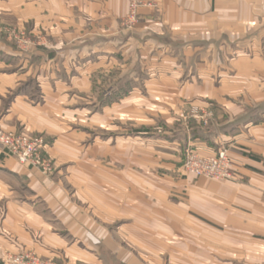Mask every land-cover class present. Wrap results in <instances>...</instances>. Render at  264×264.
<instances>
[{
    "label": "crops",
    "instance_id": "0c3cea01",
    "mask_svg": "<svg viewBox=\"0 0 264 264\" xmlns=\"http://www.w3.org/2000/svg\"><path fill=\"white\" fill-rule=\"evenodd\" d=\"M128 13L129 0H21L29 45L0 29V128L43 138L50 164L47 173L23 166L0 146V264L21 252L72 264H138L111 226L127 210L157 212L158 203L136 185L127 193L126 164L134 163L139 179L143 159L127 154L125 135L109 132L125 130L111 126V116L136 114L141 98L215 106L210 126L161 120L168 150L162 157L155 150L160 170L172 174L188 143L203 157L225 144L264 190V0H145L132 30L123 28ZM187 182L181 187L189 192ZM193 192L220 218L229 216L233 235L252 222L264 228L253 187L198 182ZM160 206L167 226L175 216L189 226L184 202ZM129 234L141 237L140 229Z\"/></svg>",
    "mask_w": 264,
    "mask_h": 264
},
{
    "label": "rangeland",
    "instance_id": "374dc122",
    "mask_svg": "<svg viewBox=\"0 0 264 264\" xmlns=\"http://www.w3.org/2000/svg\"><path fill=\"white\" fill-rule=\"evenodd\" d=\"M123 28L125 30L133 29H129L125 25ZM0 29L7 35H11L12 38L18 36L23 41H30L28 36L22 34L25 31L22 29L21 0H0ZM219 85L216 84V87ZM245 90L247 92V89ZM141 99L143 106L136 111V114L127 113L125 117L120 116L119 119L118 115L111 116V126L124 124L125 130L120 129L118 131L119 129L111 127L109 133L111 136L114 135V138L118 132L125 135L127 154L140 155L143 159L141 164H137L142 166L139 168L141 170H136L141 179H135L133 176L132 167L134 163L126 164L127 169L131 171V175L127 174L126 178L127 193L129 190L133 191L135 185L136 187L139 186L143 198L146 197L151 200L152 197V202L158 203V211L153 212L150 209H145V207L139 213L127 210L126 214L121 217V223L111 226V233L115 239L135 253L138 257V264H264V228L261 224L259 222L249 223L251 225L239 227L243 234L233 235L235 228L229 227V220H227L230 219L229 216L220 218L222 215L219 216L218 212L210 210L208 204L199 199L193 192L194 189H197L198 182L244 184L260 191V200L264 203V190H258L257 185L252 184L249 174L246 172L247 167H243L235 161V157L230 153V147L225 144L220 145L221 149L217 151L216 155L221 151L227 153L232 165L233 178L231 180L186 176L183 165L187 153L194 151L199 155L189 143L181 152L179 165L173 169L172 174L160 170L162 165L159 160L155 162L156 155L159 154V157H162L161 155L167 153L168 150L163 147L165 143L162 142V139L165 137V131H163L164 127L160 123L163 122L161 120H166L171 124L177 118L183 121L187 127L192 122H198L192 118L196 108H200V110L208 108H202L199 105L183 106L176 97L158 100ZM151 104L152 108H150ZM208 110H211L214 116L215 106ZM95 111H101V108H96ZM153 120H156L157 123L155 124ZM94 122V138L100 142L103 137L102 129L97 127L99 123L96 119ZM83 124L85 125V122ZM150 126L160 129L158 131L145 130L151 128ZM139 131L141 134L138 133ZM154 145L162 146L158 149ZM155 150L159 153L155 154L157 153ZM248 154L255 156L251 151ZM187 179L190 187L186 186L185 188H190L189 192L182 190L181 187L182 181ZM146 191L156 192V195H150L149 198V195H145ZM180 202H184L189 207V226H182L180 221L178 225L177 216H175L176 224L174 227H169L165 220V208L160 205L166 203L177 205ZM175 214L177 213L175 212ZM138 217L141 219V227L136 226L134 228L133 223L139 220ZM179 219H181L180 214ZM151 223L157 225L150 226ZM139 229L141 237L139 241L135 242L129 238V233H133V230L137 232ZM125 236L128 238L126 241H124Z\"/></svg>",
    "mask_w": 264,
    "mask_h": 264
},
{
    "label": "built area",
    "instance_id": "2783aa9c",
    "mask_svg": "<svg viewBox=\"0 0 264 264\" xmlns=\"http://www.w3.org/2000/svg\"><path fill=\"white\" fill-rule=\"evenodd\" d=\"M145 5V0H129V13L124 20V25L129 29L134 28L139 22V8ZM28 46V41H22ZM213 117L208 109L196 108L193 119L207 126ZM0 146L2 150L21 165L28 166L42 172L50 171V164L43 153L46 151L47 142L43 138L32 137L22 133L5 132L0 128ZM184 174L195 177H206L221 180H231L232 165L226 152H219L215 156L203 157L194 151H189L183 165ZM1 264H72L58 259H43L32 252L9 254L2 259Z\"/></svg>",
    "mask_w": 264,
    "mask_h": 264
}]
</instances>
